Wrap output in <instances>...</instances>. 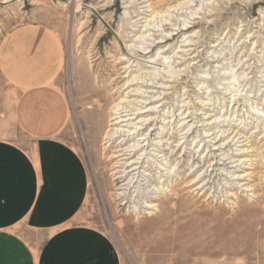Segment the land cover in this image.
I'll return each mask as SVG.
<instances>
[{"label":"rangeland","instance_id":"1","mask_svg":"<svg viewBox=\"0 0 264 264\" xmlns=\"http://www.w3.org/2000/svg\"><path fill=\"white\" fill-rule=\"evenodd\" d=\"M5 1L0 40L37 22L64 47L77 220L122 264H264V0Z\"/></svg>","mask_w":264,"mask_h":264},{"label":"crops","instance_id":"2","mask_svg":"<svg viewBox=\"0 0 264 264\" xmlns=\"http://www.w3.org/2000/svg\"><path fill=\"white\" fill-rule=\"evenodd\" d=\"M63 62L44 24L20 23L0 40V264H122L111 238L77 220L89 175L66 141Z\"/></svg>","mask_w":264,"mask_h":264},{"label":"bare ground","instance_id":"3","mask_svg":"<svg viewBox=\"0 0 264 264\" xmlns=\"http://www.w3.org/2000/svg\"><path fill=\"white\" fill-rule=\"evenodd\" d=\"M4 2H6L5 0H4ZM153 45H150V47H152ZM149 47V48H150ZM153 52V50H149L148 52H146L145 53V55H149V54H151ZM151 62H153V63H155V61H151ZM156 62H158V61H156ZM117 85V84H116ZM148 85V84H147ZM115 87H117V86H115V84H113V87H111L112 89L113 88H115ZM116 89V88H115ZM110 92H111V90H110ZM109 92V93H110ZM112 92H113V90H112ZM110 93V95H107V98H106V101L107 102H110V100L115 96V94H114V92L113 93ZM114 121V120H113ZM112 125V124H111ZM113 133V132H112ZM109 136V135H108ZM139 151V149L138 148H136V150H134V154H133V156H135L136 155V153ZM132 153H126V152H123V154H121V155H123V156H125V157H129L130 155H131ZM139 163V162H138ZM134 170H136V169H134ZM116 174H119L118 176H117V179H121V178H123L125 175L123 174V171H116ZM127 179V178H126Z\"/></svg>","mask_w":264,"mask_h":264}]
</instances>
